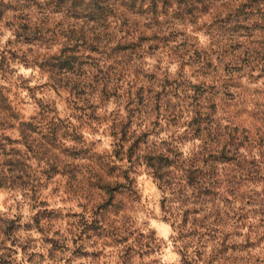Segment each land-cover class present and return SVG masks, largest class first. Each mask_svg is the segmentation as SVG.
I'll return each mask as SVG.
<instances>
[{
    "label": "rangeland",
    "instance_id": "obj_1",
    "mask_svg": "<svg viewBox=\"0 0 264 264\" xmlns=\"http://www.w3.org/2000/svg\"><path fill=\"white\" fill-rule=\"evenodd\" d=\"M41 1L0 0V168L5 165L2 152L12 148L25 173V184L0 187L1 217L20 223L17 244L6 242L13 251L2 250L0 256L7 254L8 264H179L180 255L172 245L173 230L162 219L161 192L150 170L140 162L129 166L124 152L119 154L121 158H111L117 166L110 173L103 166L113 154L117 137L111 121L117 112L125 114V105L116 96L114 101L73 104L37 64L44 52L56 49V42L30 44L25 42V34L16 35L12 25L21 19L20 13L25 23V11L37 10ZM212 4H198L192 14H180V10L173 14L170 6L150 24L153 29L167 28L170 35L142 41L137 53L128 51L121 61L130 72L129 79L142 84L144 92L151 89L154 94L161 84L169 92V84H178L179 90L215 101L219 113L227 109L237 115L236 122L253 134L261 125L252 112L264 104V79L257 78L256 72L251 76L238 70L241 78L225 81V74L238 67V52L257 46L262 37L250 27L215 20L211 24L216 14ZM12 15L17 18L13 20ZM130 17L139 26L146 21L144 13ZM51 18L49 28L61 19L58 15ZM227 48L238 51L233 59L224 52ZM216 53L223 55L221 62ZM201 55L209 59L205 68L196 62ZM192 95L184 100L169 96L170 107L177 104L183 118L176 123L162 119L150 124L149 143L160 144L170 135L183 136L189 120L186 115L193 110L191 103L198 101ZM3 107H10L9 111ZM140 114L144 125L158 121L154 116L149 119L150 114L144 117L146 112ZM20 121H25V143L18 129ZM191 146L186 140L181 150L186 154ZM104 178L117 181L108 193L103 191ZM148 240L149 247H145Z\"/></svg>",
    "mask_w": 264,
    "mask_h": 264
},
{
    "label": "trees",
    "instance_id": "obj_2",
    "mask_svg": "<svg viewBox=\"0 0 264 264\" xmlns=\"http://www.w3.org/2000/svg\"><path fill=\"white\" fill-rule=\"evenodd\" d=\"M198 4H212L216 14L211 24L215 20L250 27L262 37L252 49L224 51L231 59L238 52V67L225 74V81L241 78V72L251 76L256 72L257 78L264 79V0H42L37 3V10L25 11V23L20 13L21 19L12 27L16 35L25 34L26 43L56 42V49L44 52L37 64L47 70L54 86L65 90L73 104H97L95 99L114 101L112 97L116 96L125 105V114L117 112L111 121L117 137L113 154L106 157L103 166L110 173L117 166L111 158H121L119 154L124 152L129 166L140 162L150 170L161 192L162 219L173 230L172 245L180 255L179 264H264V104L252 112L261 119V125L252 134L250 128L236 122L237 115L227 109L219 113L215 101L188 93L187 89L179 90L178 84H169L170 94L163 84L154 94L151 89L144 92L142 84L129 79L130 72L121 61L126 52L135 51L142 41L170 35L167 28L150 26L170 6L173 14L179 10L180 14H192ZM218 10L226 15L223 17ZM140 13L145 14L146 20L142 26L130 17ZM53 15L61 19L49 28ZM221 56L216 53L219 62ZM199 58L196 62L205 68L209 59L202 55ZM154 81L159 83L161 79ZM187 94H193L191 98L198 101L191 103L193 110L186 115L189 120L181 132L184 138L170 135L160 144L149 143L150 124H158L162 119L176 123L183 118L177 104L170 107L169 96L184 100ZM2 101L0 92V109ZM145 112L144 117L150 114L149 119L154 116L158 121L144 125L140 113ZM94 116L95 119L97 115ZM18 129L25 143V121L19 122ZM186 140L192 146L184 154L181 147ZM3 152L5 165L0 168V187L12 189L21 186L16 185L18 182L25 184V173L18 167L23 162L12 148ZM123 173L127 176L128 172ZM116 182L104 178L103 191L108 193ZM19 227L18 220L0 215V251H13L6 242L17 244L15 233ZM142 236L140 233L139 237ZM149 243L150 240L143 245L149 247ZM7 258V254L0 256V264H8Z\"/></svg>",
    "mask_w": 264,
    "mask_h": 264
}]
</instances>
